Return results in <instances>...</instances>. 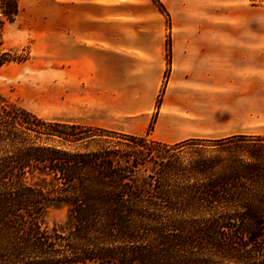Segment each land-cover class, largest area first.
I'll list each match as a JSON object with an SVG mask.
<instances>
[{
    "label": "trees",
    "instance_id": "obj_1",
    "mask_svg": "<svg viewBox=\"0 0 264 264\" xmlns=\"http://www.w3.org/2000/svg\"><path fill=\"white\" fill-rule=\"evenodd\" d=\"M20 10L0 0V69L29 58L4 41ZM150 131L47 120L0 94V264H264V135ZM54 204L68 218L50 227Z\"/></svg>",
    "mask_w": 264,
    "mask_h": 264
},
{
    "label": "crops",
    "instance_id": "obj_2",
    "mask_svg": "<svg viewBox=\"0 0 264 264\" xmlns=\"http://www.w3.org/2000/svg\"><path fill=\"white\" fill-rule=\"evenodd\" d=\"M247 1L30 0L49 120L166 143L264 135L263 17Z\"/></svg>",
    "mask_w": 264,
    "mask_h": 264
},
{
    "label": "rangeland",
    "instance_id": "obj_3",
    "mask_svg": "<svg viewBox=\"0 0 264 264\" xmlns=\"http://www.w3.org/2000/svg\"><path fill=\"white\" fill-rule=\"evenodd\" d=\"M30 0H22L21 10L12 23H7L4 28V41L7 48L13 50L18 57L29 55L32 57L31 36L29 29V12L27 10ZM247 5L258 6L262 10L264 26V0H248ZM35 55V54H34ZM13 61L0 69V94L10 102L23 106L39 114L44 119H51L60 112L58 107L48 106L45 99V85L37 83L35 60ZM260 135V134H248ZM227 137V136H225ZM212 138L216 137H201ZM223 138V137H220ZM68 218L67 206L54 204L49 206L43 217L45 225H61Z\"/></svg>",
    "mask_w": 264,
    "mask_h": 264
}]
</instances>
